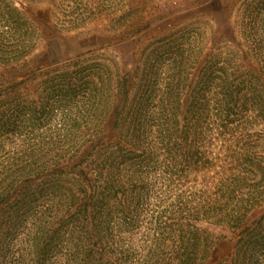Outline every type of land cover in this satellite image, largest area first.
Instances as JSON below:
<instances>
[{
    "label": "trees",
    "instance_id": "trees-1",
    "mask_svg": "<svg viewBox=\"0 0 264 264\" xmlns=\"http://www.w3.org/2000/svg\"><path fill=\"white\" fill-rule=\"evenodd\" d=\"M30 8L46 12L55 27L67 31L125 13L124 0H0V62L17 63L37 47L39 31ZM178 36L183 35L173 34L151 48L155 55L164 45L169 48L162 68H145L159 79L154 84L158 99L149 107L155 114L150 139L136 117L147 108L148 78L119 75L98 51L43 69L51 74L42 80L45 88L28 100L37 107L51 98L57 126L70 124L73 131L72 146L58 149L43 173H59L50 187H59L61 179L65 196L63 206L34 215L27 243L35 264H43L50 248H57L54 264H210L212 240L203 222L236 230L233 264L264 260V215L244 222L247 212L264 201V56L245 55L256 65L248 69L256 80L252 87L236 82L223 56L212 65L204 61L197 74L201 86L190 98L192 66L183 65L202 54V39L195 46L188 38L178 42ZM136 78L143 81L139 95L134 94ZM10 97L11 92L0 91V104ZM188 99L189 105H202L203 120L186 118ZM116 102L122 112L113 123L114 139L106 141L101 113ZM0 107V128L15 136L10 127L23 113ZM130 109L131 116L123 117ZM20 187L21 181L6 186L0 215L6 205L1 198L15 197ZM135 246L138 256L127 257Z\"/></svg>",
    "mask_w": 264,
    "mask_h": 264
},
{
    "label": "rangeland",
    "instance_id": "rangeland-1",
    "mask_svg": "<svg viewBox=\"0 0 264 264\" xmlns=\"http://www.w3.org/2000/svg\"><path fill=\"white\" fill-rule=\"evenodd\" d=\"M124 9L125 15L121 14L116 19H97L80 29L67 31L55 27L46 12L30 8L28 15L39 31L37 47L17 63L0 62V91L13 94L12 98L5 99L0 106H7L12 114L20 109L27 116L25 119L23 114L20 115L22 120L20 119L19 124L10 127H15V136H8L6 127L0 128V197L7 195L6 186L9 188V183L21 181L22 184L15 197L10 193L8 197L1 198L2 204L4 202L6 205L0 215V264H35V254L30 252L27 243L34 215L40 211L46 214L48 208L54 209L61 202L63 206L65 195L61 191L65 185L61 179L59 187H50L51 180L59 173L52 176H45L43 173L47 171L46 166L56 159L58 149L68 150L72 146L68 137L72 136L70 133L73 129L70 124L57 126L58 116L51 98L48 99L49 103L37 107L28 100L36 97L37 89L45 88L42 80L51 74L48 72L49 75H46L43 69L50 63L98 51V56L110 62L119 75L134 72L138 77L148 78L145 81L149 83L145 87L148 102L144 104L147 105V110L143 108V115L136 116L140 118L148 137L150 127L153 128L151 124L155 123L154 111L149 107L151 102L158 99L154 84L159 79L145 68L154 64L149 68L154 66L155 69H160L167 62L171 55L167 45L159 48L156 55L150 52L162 39L180 33L183 36H178V42L188 38L195 46L202 39V54L195 59L188 58L186 65H183L185 69L192 66L189 73L192 81L190 98L196 95L194 92H198L201 86V82L197 84V74L203 62L212 65L222 56L236 82L243 80L247 87H252L256 82L249 71L255 69L256 65L245 55L257 52L260 58L264 56V0H124ZM148 54L152 59L147 58ZM195 55L193 53L194 57ZM179 61L180 59L177 62ZM215 67L213 64V68ZM137 81L136 78L134 94L139 95L138 85L143 81ZM184 83L181 80V84ZM134 96L126 106H129ZM40 100L42 101L41 98ZM191 100L188 99L187 102L186 118L199 116L203 120L204 112L199 110L202 105L195 104L197 108L189 105ZM120 106L116 102L101 113V131L105 134L106 141L114 139L111 130L117 114L122 112ZM133 111H124L123 117L131 116ZM11 119L15 120V115ZM19 191L20 195L17 196ZM263 215L264 201L247 212L244 222L250 224ZM201 226L212 240L209 263L233 264L231 258L235 253L236 230L211 222H203ZM126 236L121 237L123 243L128 240ZM134 238L140 240L138 237ZM54 250L50 248L46 251L43 264H54ZM137 252L136 246L131 247L127 257L138 256ZM253 261L254 258L247 260V264H252ZM258 262L264 264L262 259H258Z\"/></svg>",
    "mask_w": 264,
    "mask_h": 264
}]
</instances>
